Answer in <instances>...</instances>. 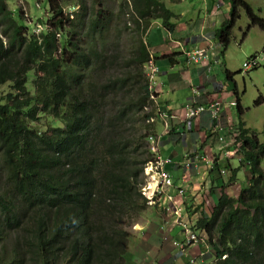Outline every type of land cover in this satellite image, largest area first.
Masks as SVG:
<instances>
[{
	"label": "trees",
	"instance_id": "16d2710c",
	"mask_svg": "<svg viewBox=\"0 0 264 264\" xmlns=\"http://www.w3.org/2000/svg\"><path fill=\"white\" fill-rule=\"evenodd\" d=\"M167 2L50 0L54 15L38 38L0 0V264L122 263L125 225L137 220L147 205L140 193L142 164L149 159L143 142L155 128L145 120L158 111L148 98L143 69L149 54L145 32L154 20L173 31L176 23ZM64 4L77 7L71 18L63 14ZM229 4V19L215 31L222 55L240 9L249 25L264 27L246 0ZM177 54L164 57L172 63ZM29 82L30 96L24 89ZM233 93L239 107V91L234 88ZM69 98L73 105L68 111L61 103ZM38 108L58 115L64 128L30 137L26 130H32L28 123ZM229 126H223L227 136ZM233 127L238 131L234 158L208 172L207 189L218 193L217 200L210 214L199 205L187 206L194 215L190 227L213 247L211 264H264V139L240 120ZM52 148L66 159L82 161L111 148L115 160L104 175L106 194L91 186L59 197L57 189L67 182L46 161ZM89 162L97 173L93 160ZM240 170L249 174L248 182L231 195L226 189ZM20 183L25 189H51L52 204L29 197Z\"/></svg>",
	"mask_w": 264,
	"mask_h": 264
},
{
	"label": "clouds",
	"instance_id": "9594fccd",
	"mask_svg": "<svg viewBox=\"0 0 264 264\" xmlns=\"http://www.w3.org/2000/svg\"><path fill=\"white\" fill-rule=\"evenodd\" d=\"M41 1L42 0H36V2H37L36 6H39V3ZM46 1L48 4V9L46 12L47 18H46L44 25L42 26L39 22H35L32 30H30V29H28V26L26 24H24L23 22H21L20 20H18L15 17L13 7L10 4H8V2L6 0L8 6L11 9V13H12L13 17L16 18L19 22L23 23V25L26 27L28 33L33 34L34 36H36L38 38L40 37V35L42 33L46 32L49 29L50 20L52 19L53 15H54V12L52 11V8L50 5V0H46ZM167 1L169 2V3L167 2L168 8L173 12V18L172 19L175 21V23L177 25V23H178L177 17H179V15L176 13V10L178 7L180 9H182V6H184V5H182V3H184L185 0H167ZM226 2L228 3L229 12H230L229 0H226ZM246 2H248L250 4V2L248 0H246ZM19 3L20 4L17 7L18 16H19V18L26 19V18H24V13L19 8V6H21V8L26 12V15H27L28 13H27L26 7L22 4L23 3L22 1H19ZM172 7H173V10H172ZM76 9H77L76 6H73V5L70 6V5L64 4L62 7V12L65 16L71 18L73 12ZM260 9L264 10V3H263V5H261L259 7V11H260ZM241 12H242V10L240 9L239 14ZM28 16H29V14H28ZM260 17H261L263 25H264V16H260ZM29 18H30V16H29ZM226 18L229 19V16ZM227 19H225L221 23V26ZM248 19H249V17H248ZM27 21L30 22V21H32V19L30 18V20H27ZM234 22H233L231 30H230V43L234 37V34H233V29H234V24H235ZM154 23H158L164 30H166L162 26L160 20H154L150 24L147 31L153 26ZM249 24H250V19H249ZM176 25L174 26L173 31L175 30ZM252 26H258L264 30V27H262L260 25H248V29ZM220 27H218V28H220ZM218 28H213L209 33L208 32L200 33L199 34L200 37H199L198 41L202 42V43H199L198 46H196L192 49H182L181 50L182 55L185 57L186 63L188 65H196V64L202 65V64H204L206 69L209 70L213 66H215L216 64H219L220 62H222L225 52L229 49L228 46L230 45V43L226 47L223 55L220 54V52L218 55L214 54L215 46H218L219 50L221 48V46H220L221 42L215 33V31ZM166 31L170 32L168 30H166ZM146 32H145V42L148 44L147 39H146V35H147ZM246 34L247 33H244L245 37H246ZM55 38H58L61 40L59 33L55 34ZM217 43H219V44H217ZM61 47H63V46L61 45ZM148 50H149L148 59L145 62V64L143 65V69H144L145 76H146L147 89L149 91L148 98L153 102V105L158 108V111L154 117H150L147 120H145V122H153L154 128H155V130L153 132H150L147 134V136L143 142V143H145L147 149L149 150V159L146 160L142 164L143 182L140 186V193L144 197L147 205L137 220H133L130 224L125 225L127 237H126L125 248H124L125 251L123 254V259H122L121 264H138L143 252H146V250L143 249V250H141L140 255H138L137 253L131 251L130 246L128 244V241L130 239H132V236L137 235V234L142 233V232H147L148 230H150V226H152L154 223H150L148 226H146V224L142 222V219L144 218V214L151 208H157L162 213V215L168 214L170 217H172L171 222L174 221V225L178 226L181 229L180 232L183 235V239L181 241L169 238V236H166L165 234H162V236H161L162 242L167 243V244L171 243L174 248H177V254H178L177 256H180V257L181 256H188L189 253L191 252V246L196 245L198 248L201 247V250H199L196 254L189 256L187 264H211V262L215 259L214 249H212L213 247H211V245L208 244V242L205 240V238L202 235H198V233H196L195 231H193L191 229V227H190V224H191L190 221L192 219L191 216H194V215H192L190 213V211L187 210L186 206L183 207V204H184L183 202H176L174 199L175 195H178L181 198H185L186 197V189L183 186H179L178 184L174 183V181L172 180V176H170L171 181H172L171 185H169L165 188L164 187L161 189L159 188V190H158V188L154 184L153 178L150 177V175L153 174L152 166L154 165V161H156L157 157H160L161 159L167 158V157L161 156L159 147L161 145L162 136L167 131L168 120L171 119L172 116L167 115L166 111L159 107V101L157 99V95L159 93V87H160L159 86L160 80L158 77L159 68L155 62L154 52L151 51L149 49V47H148ZM174 52H178V51H174ZM178 54H179V52H178ZM165 55H163V56H165ZM253 58H259L258 62L255 65L249 66L246 68L245 64ZM262 61H263V56H260L259 54H254L253 56H250L247 60H245L242 64V68L236 70V72H233L231 69L228 70V69L224 68V70H223V74L225 77L224 81L230 82V83H235V79H234L235 74H247V72L249 70L259 67ZM168 63H170V62L168 61ZM227 73H229V78H231V79H228ZM32 76H33V71H32ZM232 80H234V81H232ZM222 83H224V82H222ZM7 87H8L7 84H4L2 86L3 89H5ZM189 88H190V98L185 103L184 110H183V114H184L186 123H188V126L190 127L191 122L193 123L194 121L199 120L202 115L208 114L210 122L208 123V125L206 126V129H205L206 130L205 131V137L210 139L211 141H216L218 143L219 148H217V147H215V148L219 150V152L222 155V157L224 158V160H222L220 162L219 161L216 162V160H213L212 162L205 160V162L209 166L208 172L210 169L219 170V168L222 167L221 166L222 163L226 162L227 159H229V160L233 159L235 154H236L237 145H234L235 142L233 141V137L238 135V131L233 127V125H230L228 129L231 131L230 132L231 135L227 136L226 133L228 131L225 132V130L223 128V126H225V125L220 126L216 123V120H217L216 117L220 111V108L222 107V103L219 100H213L209 103L208 102L202 103L199 100V86L190 84ZM234 88H236L239 91V86L237 87L236 85H234V87L232 88V93H233ZM24 89L28 93V95H29V93H32L33 92L32 83L31 82H30V84L24 83ZM234 97H235V94H234ZM261 99L262 98L260 96L259 100H261ZM234 100H235V102L233 104L236 106L237 105L236 97ZM61 104L68 111L73 105L71 98H69L67 101L62 102ZM57 106L54 107L52 110L56 109ZM44 108H46V107H44ZM149 108H150V106H144L143 107V109L145 111L149 110ZM43 115H49L52 119L57 121L58 124L52 125L50 127H45L43 125H40L38 121H39L40 117ZM236 120L242 121L244 123V127H247L245 120H243L242 117L239 119H236ZM28 125L32 129V130H26V132L29 133L30 137H32L35 133L41 135L47 131H50L53 128H61V129L64 128V124L60 120L58 115H54L52 112L44 111V110H41L39 108L34 115V119L31 120L28 123ZM222 130H224V131H222ZM221 132H223V133H221ZM108 136L111 137L110 135H108ZM103 137L106 138V133L104 134ZM195 148H196V145H195ZM185 154H186L185 157H193V155H194L192 153H185ZM101 157H103L102 161H100ZM219 157L220 156H218V158ZM168 159H169V162H167L164 165L167 172H168V170L166 168V165H168L170 162H172L171 158H168ZM201 159L204 160V158H201ZM215 159H217V158H215ZM90 160H93L94 167H95V170L97 171V173H94L93 167L90 165V162H89ZM114 160H115V157L111 152V148H108V149L102 151L99 154V156L96 158L90 157L89 161H82V160H78V159H66L64 157V155L62 154V152H60L54 148L49 149L47 151V156H46V161H47L50 169L51 170L53 169L57 174L65 177V180L67 182L66 185L57 189V193L59 194V197H62V195L64 197H66L68 192L73 190V189L84 191L91 186H95L96 189H100L104 194H106L104 175L107 172L106 170L111 168ZM48 165L45 163L46 174L48 173V169H49ZM184 165H185L186 169H190L188 171L189 176L192 174H195L196 169H195V165L193 164V162H191V161L186 162ZM220 172H221V174L224 175L225 169L224 170L221 169ZM168 173L170 175V172H168ZM244 173H245V171H244ZM236 178H238V177H236ZM184 179H185V176H183L182 180L185 181ZM79 180H81V182L79 185H77L76 182ZM244 182L246 184V182H248V179L247 180L245 179ZM233 183H235V185H237V187H236V192H237L239 189L240 183H237V181H234ZM233 183H231V184H233ZM18 187L21 188L29 197L39 198V199L43 200V202L48 204V205L52 204V199H50L48 197L49 195L52 194L51 189L44 188L41 185L35 186L33 188L31 187L29 189H25L21 183L18 185ZM170 188L172 190L171 191L172 194L168 192ZM178 190H181L182 192L179 193ZM204 194L205 193L202 192L201 195L204 196ZM204 199L206 200L207 198H204ZM205 200L202 199L198 203L190 204V206L195 208L196 205H199V209L201 211H203L207 214H210V212H211L210 206L213 205L214 203L213 204L211 203L208 205V203H206ZM182 201H183V199H182ZM92 207H95V204L92 205L90 208H92ZM130 253H131V255H130ZM207 256H209V259H210L209 262H207ZM221 257H225V255H222ZM192 258L196 259L195 263H190V259H192Z\"/></svg>",
	"mask_w": 264,
	"mask_h": 264
},
{
	"label": "crops",
	"instance_id": "0c3cea01",
	"mask_svg": "<svg viewBox=\"0 0 264 264\" xmlns=\"http://www.w3.org/2000/svg\"><path fill=\"white\" fill-rule=\"evenodd\" d=\"M186 1H190V7L188 9L182 6L180 13L186 15V11L189 10L187 11L189 12L187 13L188 18L185 22L178 21L175 30L171 33L172 39L166 40L163 34H166L167 31L158 23H154L149 29L148 35H146L149 49L154 52L155 62L159 68L160 87L157 95L159 107L164 109L167 115L172 116L168 120L167 131L162 136L161 141L163 150L169 152L167 156L163 153L160 154L162 157L171 158L172 161L177 162L173 163L174 168L169 166V164L166 165V168L170 172L174 183L186 189L185 198H181L178 195L174 196L176 202L184 203L183 207L198 203L202 199L205 200L204 196L201 195L202 192L208 193L205 200L208 205L215 202L218 193L216 192L215 196L214 193L208 192L207 188L211 186L209 185L211 175L208 174L209 166L205 160L211 162L213 160H216V162L224 160L219 150L215 148H219L218 143L205 137V129L210 122L208 114L202 115L199 120L193 123L191 122L190 127L186 123L183 110L185 103L190 98V84L199 86L200 102L209 103L213 100H219L222 103L223 108H220L216 117L218 125H226L227 122L233 125V122L237 121L231 110L235 106L233 104L235 97L232 93L233 83L225 82L223 74L224 68L231 69L226 64L230 50L228 49L225 52L222 62L209 70L206 69L204 64L188 65L181 52L182 49H192L202 43L198 41L200 33H209L213 28L221 26V23L229 16L228 3L226 0H212V3L211 0H207V7H205L200 0H198V4H195V1L192 2V0H185L184 3ZM153 33L156 35L152 40ZM172 51H178L179 54L175 57L174 62L168 63V60L163 55ZM234 79L235 85L238 87L235 76ZM240 88L245 89V86H239ZM184 126L188 131L184 129ZM197 142H199V149L195 148ZM185 153L194 155L193 157H185ZM180 156L181 159H179ZM218 156L220 157L218 158ZM201 158H204V160ZM190 161L195 165L196 171L195 174L189 176L188 171L190 169H186L184 164ZM180 166L183 167V171L178 178L179 181L176 182L172 170L178 169ZM198 168L201 171L200 175ZM183 176H185V181L182 180ZM171 191L170 188L168 192L172 194ZM154 215L157 216V219L153 217ZM145 216L142 219L143 223L154 224L150 226V230L147 232L132 236L134 243L130 245L131 251L140 255L143 249L147 252L158 249L157 257L153 264H187L189 256L201 250V247L198 248L193 245L188 256L180 257L177 256V248H174L170 243V250L164 252L163 248H159L167 244L162 242V234L181 241L183 239V235L180 232L181 229L174 225V221H170L171 217L168 214L162 215L157 208L149 209ZM162 227H164L163 230Z\"/></svg>",
	"mask_w": 264,
	"mask_h": 264
},
{
	"label": "rangeland",
	"instance_id": "374dc122",
	"mask_svg": "<svg viewBox=\"0 0 264 264\" xmlns=\"http://www.w3.org/2000/svg\"><path fill=\"white\" fill-rule=\"evenodd\" d=\"M19 1L23 2L22 4L26 7L27 13L29 14L32 21L30 22L27 21L30 20V18L28 14L26 15V12L21 8V6H19V8L23 11L24 18H26L27 20L23 18H19L18 10H17L18 5L20 4ZM194 1L195 4H198V0H192V2ZM200 1H202V4L204 3L203 5L207 7V0H200ZM248 1L250 2L251 6L253 7L254 11L257 14H259L260 16H264V10L260 9L259 11V7L263 5L264 0H248ZM7 2L13 7L15 17L24 24H26L28 26V29L32 30L35 22H39L42 26L44 25L47 18L46 12L48 9V4L46 0H42L39 3V6H36L37 3L36 0H7ZM182 5H184L189 9L190 1H186V3H182ZM180 10L181 9L179 7L176 10V13L179 15L177 21L185 22L188 18L187 13L189 12L187 11L189 10L186 11V15L180 13ZM121 21L126 22L124 18H122ZM234 23H235L233 29L234 37L230 45L228 46L230 50V54L228 55L229 58L226 61L227 66L230 67L233 72H236V70L242 68L243 62L247 60L250 56H253L254 54H259L260 56H263V61L261 62L259 67L249 70L247 74H235L238 85L240 87L245 86V89L243 88L239 89L240 106L239 107L234 106L232 107L231 110L235 115L236 119L242 117V119L245 120L247 128L249 127L258 136L260 140H263L264 139V30L258 26H252L248 29L249 19L247 17L245 10H242V12L239 14L238 18L235 20ZM148 31L146 32L147 35H148ZM171 33L172 32H166V34L165 33L163 34L166 40L167 39L169 40L170 38L172 39ZM244 33H247L246 37ZM155 35L156 34L153 33L152 40L154 39ZM219 51H220L219 47L215 46L214 54L218 55ZM260 96L262 98L261 100H259ZM38 122L40 125H43L45 127H50L52 125L58 124L57 121L52 119L49 115L41 116ZM159 150L160 153H163L165 156H167L169 152L163 150L162 145H160ZM179 159H181V156L179 157ZM173 163H177V162L172 161L169 163V166H172V168L175 167ZM182 171H183L182 166H180V168L178 169L172 170V174L176 182L179 181L178 178L182 174ZM198 173L199 175L201 174L199 168H198ZM224 175H226V172L224 173ZM237 177H238L236 179L237 183H243L245 179L247 180L249 178V175L247 172L244 173L243 170H240L237 173ZM229 187L230 188L226 189L227 193L232 195L234 192H236L237 185H235V183L231 184ZM214 194L216 196V192ZM145 214L144 217H146ZM153 217L157 219L156 215H154ZM171 220L172 217L170 218V221ZM145 224L146 226L149 225L148 223ZM133 243L134 242L132 239L128 241L129 246ZM159 248H163V251L167 252L170 250L171 246L170 244H165L164 247L160 246ZM157 252L158 249L149 252L147 251L143 252L138 264H153V261L156 260ZM209 261H210L209 256H207V262Z\"/></svg>",
	"mask_w": 264,
	"mask_h": 264
},
{
	"label": "built area",
	"instance_id": "2783aa9c",
	"mask_svg": "<svg viewBox=\"0 0 264 264\" xmlns=\"http://www.w3.org/2000/svg\"><path fill=\"white\" fill-rule=\"evenodd\" d=\"M259 58H253L251 60H249V62H247L245 64V67H249V66H253L258 62ZM169 162V159H161L160 157H157L156 161H154V165L152 166V172L153 174L150 175V177L153 178L154 184L156 185V187L161 189V188H165L169 185H171L172 181H171V177L169 175V173L166 171L165 169V164ZM179 193H181V190H178ZM196 259L192 258L190 259V263H195Z\"/></svg>",
	"mask_w": 264,
	"mask_h": 264
}]
</instances>
